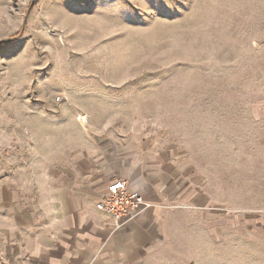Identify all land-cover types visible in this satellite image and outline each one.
Instances as JSON below:
<instances>
[{
  "label": "rangeland",
  "instance_id": "rangeland-1",
  "mask_svg": "<svg viewBox=\"0 0 264 264\" xmlns=\"http://www.w3.org/2000/svg\"><path fill=\"white\" fill-rule=\"evenodd\" d=\"M86 139L184 170L148 252L103 264H264V0H0V189Z\"/></svg>",
  "mask_w": 264,
  "mask_h": 264
},
{
  "label": "crops",
  "instance_id": "crops-1",
  "mask_svg": "<svg viewBox=\"0 0 264 264\" xmlns=\"http://www.w3.org/2000/svg\"><path fill=\"white\" fill-rule=\"evenodd\" d=\"M88 143L50 157L47 169L17 165L6 173L0 189L5 264H103L145 255L153 236L158 238L168 215L165 204L176 201L185 187L178 156L122 141ZM115 179L126 180L152 203L118 230L96 207Z\"/></svg>",
  "mask_w": 264,
  "mask_h": 264
},
{
  "label": "built area",
  "instance_id": "built-area-1",
  "mask_svg": "<svg viewBox=\"0 0 264 264\" xmlns=\"http://www.w3.org/2000/svg\"><path fill=\"white\" fill-rule=\"evenodd\" d=\"M151 206V202L130 188L123 179L108 183L104 196L96 203V207L107 214L114 230L121 229L129 218L148 210Z\"/></svg>",
  "mask_w": 264,
  "mask_h": 264
}]
</instances>
